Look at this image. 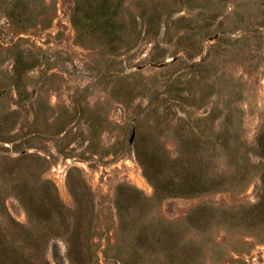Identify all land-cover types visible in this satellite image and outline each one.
I'll return each mask as SVG.
<instances>
[{"label": "rangeland", "instance_id": "rangeland-1", "mask_svg": "<svg viewBox=\"0 0 264 264\" xmlns=\"http://www.w3.org/2000/svg\"><path fill=\"white\" fill-rule=\"evenodd\" d=\"M0 264H264V0H0Z\"/></svg>", "mask_w": 264, "mask_h": 264}]
</instances>
